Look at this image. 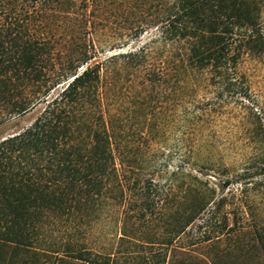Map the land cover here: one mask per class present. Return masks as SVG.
<instances>
[{"label": "trees", "instance_id": "obj_1", "mask_svg": "<svg viewBox=\"0 0 264 264\" xmlns=\"http://www.w3.org/2000/svg\"><path fill=\"white\" fill-rule=\"evenodd\" d=\"M137 1L149 7L148 18L136 21L135 38L146 28L157 29L170 58H178L171 65L187 101L196 99L204 79L216 91L207 107L226 93L235 103L251 99L241 63L245 56L264 54V0ZM96 3L0 0L1 113L25 115L45 105L31 126L0 141V248L50 247L55 242L45 235L47 228L70 225L74 238L64 241L60 264H116L115 256L80 244L76 233L91 230L115 207L141 218L153 208L150 177L142 180L141 202L134 204L139 156L114 124L117 112L105 108L102 68L93 62L88 38ZM155 39L114 57L144 63ZM191 192L195 202L185 210L181 231L207 210L205 194ZM257 241L240 264H254L256 254L264 259V224Z\"/></svg>", "mask_w": 264, "mask_h": 264}, {"label": "rangeland", "instance_id": "obj_2", "mask_svg": "<svg viewBox=\"0 0 264 264\" xmlns=\"http://www.w3.org/2000/svg\"><path fill=\"white\" fill-rule=\"evenodd\" d=\"M96 4L88 38L93 62L102 68L105 108L117 112L114 124L139 156L141 166L133 175L141 181L133 190L134 204L141 202L142 180L150 177L153 208L141 218L137 211L125 215L123 207H115L75 239L93 252L115 256L116 264L246 261L248 251L258 248L257 231L264 224V54L245 56L241 63L250 100L235 103L226 93L207 107L216 91L204 79L196 99H185L184 84L171 65L178 58H170L156 28L135 38L136 21L148 18L149 3L144 8L137 0ZM153 38L144 63L114 57ZM44 107L8 116L0 102V141L31 126ZM195 188L205 194L207 210L181 231ZM45 235L55 244L2 246L0 264H60L64 241L74 238L70 225L48 227ZM255 256L254 264H264L261 254Z\"/></svg>", "mask_w": 264, "mask_h": 264}]
</instances>
